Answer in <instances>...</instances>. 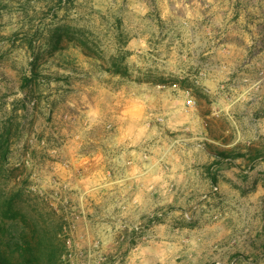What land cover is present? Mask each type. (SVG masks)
<instances>
[{"label": "rangeland", "instance_id": "374dc122", "mask_svg": "<svg viewBox=\"0 0 264 264\" xmlns=\"http://www.w3.org/2000/svg\"><path fill=\"white\" fill-rule=\"evenodd\" d=\"M5 129L7 255L264 264V0H0ZM111 133L149 171L116 166Z\"/></svg>", "mask_w": 264, "mask_h": 264}, {"label": "crops", "instance_id": "0c3cea01", "mask_svg": "<svg viewBox=\"0 0 264 264\" xmlns=\"http://www.w3.org/2000/svg\"><path fill=\"white\" fill-rule=\"evenodd\" d=\"M154 102L157 104V101L154 100ZM150 106H155L156 104L154 103L153 105H151V101H149ZM175 101L173 99H166L164 100L162 103H158V105L161 106H166L168 107L169 112L174 113V110L176 111V109H170L169 107L175 105ZM146 105V104H145ZM148 105V104H147ZM157 106V105H156ZM174 108V107H172ZM143 112H144V108L142 107V105H139V107L136 108V111L134 113H136L137 117L142 118L143 117ZM128 118H137L135 115H133L132 117L127 116ZM137 120V119H136ZM133 122V121H132ZM141 137L139 134H128V133H119L117 136L115 133H111L108 135L106 142L104 143V148L105 149H109L112 147V149L114 148L115 151V158L113 159V162H115L116 166L120 163L121 166L124 163V161L126 160H135V163L144 161L143 156H145L141 149ZM147 158V157H146ZM152 157L147 158V161L145 162H141V167L148 170L151 168L150 166L153 164L152 163ZM126 169V168H125ZM138 170H141V168L138 167ZM137 172V169L133 170V167L127 168V174L131 176L134 175V172ZM201 238L207 237V241H209L210 235L212 234V236L214 237L215 233L213 234L212 230H207V236L204 234L203 231H199L196 233L198 234ZM213 239V238H212ZM213 241V240H212ZM205 240H199V245L201 244V246H203ZM208 244L210 243L207 242ZM201 246H199L200 248H196V250L198 252H200L201 250ZM201 264V263H205V260H203L200 257L195 256L194 258V264Z\"/></svg>", "mask_w": 264, "mask_h": 264}, {"label": "trees", "instance_id": "16d2710c", "mask_svg": "<svg viewBox=\"0 0 264 264\" xmlns=\"http://www.w3.org/2000/svg\"><path fill=\"white\" fill-rule=\"evenodd\" d=\"M7 140H9V135L5 129L2 133H0V159H4L7 154V147H5L8 142ZM28 246L29 244H27L26 249H21L18 246L17 252L19 253V257H17L13 252L7 255V246L0 242V264H41L40 258H33V255H27L28 252L32 253ZM25 251L28 252L25 253Z\"/></svg>", "mask_w": 264, "mask_h": 264}, {"label": "built area", "instance_id": "2783aa9c", "mask_svg": "<svg viewBox=\"0 0 264 264\" xmlns=\"http://www.w3.org/2000/svg\"><path fill=\"white\" fill-rule=\"evenodd\" d=\"M186 103L188 104L187 106H191L195 104V100L191 97H187Z\"/></svg>", "mask_w": 264, "mask_h": 264}]
</instances>
